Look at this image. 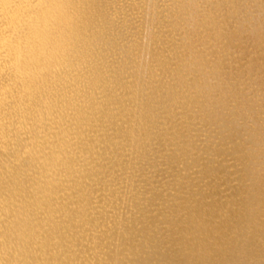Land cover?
I'll return each instance as SVG.
<instances>
[{
	"label": "bare ground",
	"instance_id": "obj_1",
	"mask_svg": "<svg viewBox=\"0 0 264 264\" xmlns=\"http://www.w3.org/2000/svg\"><path fill=\"white\" fill-rule=\"evenodd\" d=\"M166 1L0 0V264H264V0Z\"/></svg>",
	"mask_w": 264,
	"mask_h": 264
},
{
	"label": "rangeland",
	"instance_id": "obj_2",
	"mask_svg": "<svg viewBox=\"0 0 264 264\" xmlns=\"http://www.w3.org/2000/svg\"><path fill=\"white\" fill-rule=\"evenodd\" d=\"M153 1L155 2L156 0H152V2H153ZM159 1H160V2H166V3L168 2V1H166V0H165V1L157 0V2L154 3V4H157ZM160 2H159V4L161 5L162 3H160ZM157 5H158V4H157ZM140 14H141V13H139V15H140ZM140 16H142V15H140ZM140 16H139V17H140ZM152 27H153V25L151 26V28H152ZM154 27H155V26H154ZM154 27H153V28H154ZM156 27H157V26H156ZM156 27H155L154 29H156ZM153 28H152V29H153ZM154 29H153V30H154ZM156 30H157V29H156ZM156 30H155V31H156ZM135 31H136V30H135ZM139 31H140V30H139ZM140 33H141V34H140ZM139 34L141 35V38L139 37L138 39H139V40H140V39L143 40V37H145V33H142V32L140 31ZM139 34H138V36H139ZM143 35H144V36H143ZM138 36H137V37H138ZM160 44H161V42L159 43V45L154 44V47H156V46L159 47V46H161ZM136 50H137V49H135V52H134V53H137ZM137 51H138V50H137ZM138 52H139V51H138ZM154 63H155V62H154ZM227 156H228V157H227ZM232 157H234V156L231 155V154H230V156H229V154H228V155L223 156L222 159H225L224 161H225L226 163H227V162L232 163L233 161H235V159L232 158ZM220 158H221V157H220ZM231 159H232L233 161H232ZM226 163H225V165H226ZM229 163H227V165H228ZM182 165H183V164H181V166H182ZM227 165H226V170H225V172L223 171V172L225 173V175H224L223 173L220 172L219 174H221V175L218 174V175H217L218 177L213 176V177L216 179L215 182H217V184L220 185V186H218V191H217V193H216L217 196H215V197H217V198H221V197H223V199H226L225 196H226V195H229L230 193H232V189L229 188V186L232 185V184H236V183L238 182V181L236 180L238 174H237V173H234V174L232 173V172H234V169L236 170V167H234V166H232V167H231V166H228V168L230 169V170H229V169H227ZM182 167H183V166H182ZM193 167H194V166L191 167V170H190L191 172H189V169H190V168H189V169H186V170H185V171H187V172L184 171L183 173L186 174V175H189V179L192 180V182L195 184V188H196V189H199V186L202 187V188H203V186H205V187H206V188H205V191H206V192H209L210 189H209V187H207V186H209L208 184H209L211 181L214 180V179L212 180L213 177H210L209 175H208V176H203L201 173H200L201 175H200V174H195L194 171H195V172L198 171L197 169H199L201 166H199V167H198V166H195V169H193ZM197 167H198V168H197ZM230 167H231L232 169H231ZM192 169H193V170H192ZM226 172H227V173H226ZM228 172H230V175H229ZM188 173H189V174H188ZM193 173H194L195 175H194ZM196 173H199V172H196ZM165 174H167V175H165ZM192 174H193V175H192ZM226 174H227V175H226ZM231 174H232V175H231ZM235 174H236L237 176H236ZM163 175H164V177H163ZM168 175H169V176H168ZM197 175H198V176H197ZM228 175H229V177H228ZM159 176H160V179L158 178ZM224 176H225V177H224ZM234 176H235V177H234ZM158 177L156 176V178H157L156 180H158V181H163V182H164V181H167V180H170V179L173 178V177L171 176V174H169V173H160V174H158ZM165 177H166L167 179H165ZM170 177H171V178H170ZM195 177H196V178H195ZM201 177H202V178H201ZM204 177H205V178H209V180H208V179L205 180ZM227 177H228V178H227ZM197 178H198V179H197ZM218 178H219V179H218ZM221 178H223V180H221ZM163 179H164V180H163ZM195 179H196V180H199V181H197V183H200V184H197ZM210 179H211V180H210ZM230 179H231V180H230ZM233 179L235 180L236 183H235V182L232 183V181H234ZM201 180H202V181H201ZM217 180H218V181H217ZM220 180H221V181H220ZM207 181H209V182H207ZM219 181H220V182H219ZM226 181H228V183H227ZM229 181H230V182H229ZM205 182H206V183H205ZM225 182H226L228 185H226ZM207 183H208V184H207ZM201 184H202V185H201ZM197 185H198V186H197ZM221 186H222V188H221ZM224 187H225V188H224ZM170 189H171V188H170ZM170 189H169V190H166L165 192H169V191L172 192V189H171V190H170ZM229 189H230V190H229ZM207 190H208V191H207ZM225 190H226V191H225ZM227 190H229V191H227ZM221 191H222V192H221ZM173 192H174V190H173ZM224 192H225V194H224ZM228 192H230V193H228ZM220 193H222V194L220 195ZM223 194H224V195H223ZM219 195H220V196H219ZM208 198L210 199V197H208ZM211 199H212V197H211ZM123 208H124V207H123ZM123 208H122V209H123Z\"/></svg>",
	"mask_w": 264,
	"mask_h": 264
}]
</instances>
